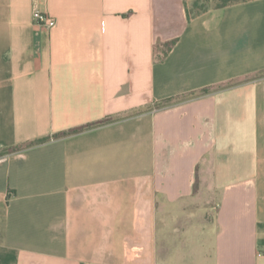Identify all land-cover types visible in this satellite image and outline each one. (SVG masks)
<instances>
[{
	"label": "crops",
	"instance_id": "0c3cea01",
	"mask_svg": "<svg viewBox=\"0 0 264 264\" xmlns=\"http://www.w3.org/2000/svg\"><path fill=\"white\" fill-rule=\"evenodd\" d=\"M192 1L0 0V264H264V0Z\"/></svg>",
	"mask_w": 264,
	"mask_h": 264
},
{
	"label": "trees",
	"instance_id": "16d2710c",
	"mask_svg": "<svg viewBox=\"0 0 264 264\" xmlns=\"http://www.w3.org/2000/svg\"><path fill=\"white\" fill-rule=\"evenodd\" d=\"M248 1H251V0H218L215 7L209 8L207 5L208 0H193L190 6L187 5L186 14H187V18L191 19V18L198 17L209 10L221 9L227 6H231V5H235L239 3H245ZM174 44H175V41H171V42L164 43V44L157 46L155 48V56L157 57V60L159 61L163 60V58L172 49ZM156 52H158V55L156 54Z\"/></svg>",
	"mask_w": 264,
	"mask_h": 264
},
{
	"label": "built area",
	"instance_id": "2783aa9c",
	"mask_svg": "<svg viewBox=\"0 0 264 264\" xmlns=\"http://www.w3.org/2000/svg\"><path fill=\"white\" fill-rule=\"evenodd\" d=\"M32 16L34 23L37 25H40L48 29H51L55 26V21L52 18H50L46 13L34 11ZM258 255L263 256L264 250L259 251Z\"/></svg>",
	"mask_w": 264,
	"mask_h": 264
},
{
	"label": "rangeland",
	"instance_id": "374dc122",
	"mask_svg": "<svg viewBox=\"0 0 264 264\" xmlns=\"http://www.w3.org/2000/svg\"><path fill=\"white\" fill-rule=\"evenodd\" d=\"M217 2H218V0H208L207 5H208L209 8H213V7L216 6ZM191 3H192V2H191ZM191 3H189L188 6H190ZM214 199H215V195H213V201H214ZM205 206H206V205H204V204L202 205L203 208H204ZM141 223H142V225L144 226L145 221L142 220Z\"/></svg>",
	"mask_w": 264,
	"mask_h": 264
}]
</instances>
